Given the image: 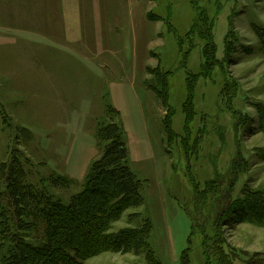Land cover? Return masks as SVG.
<instances>
[{"label": "rangeland", "instance_id": "rangeland-1", "mask_svg": "<svg viewBox=\"0 0 264 264\" xmlns=\"http://www.w3.org/2000/svg\"><path fill=\"white\" fill-rule=\"evenodd\" d=\"M40 2L0 0V182L3 169L19 163L24 190L68 205L101 155L105 143L96 139V130L108 123L104 110L110 106L143 202L127 209L109 233L133 229L139 219L129 217L138 215L150 222L149 251L160 264H181L186 249L189 264H206L214 203L264 192V0H198L210 17L217 14L218 59L212 76L196 84L187 123L185 75L198 73L201 62L194 50L182 69L176 45L195 17L189 0H91L90 21L85 16L90 30L78 39L64 27L75 21H64L66 16L53 13L58 6L50 11ZM74 5L81 16L87 10ZM150 12L162 20L148 21ZM158 60L171 73L166 108L151 92L145 71ZM166 112L170 135L163 132ZM198 193L206 199L196 200ZM28 209L25 220L34 229L21 235L35 246L47 228ZM9 221L0 216V264L9 247ZM221 231L219 247L237 258L233 264L264 255L263 228L230 222ZM147 259L146 252H104L82 264Z\"/></svg>", "mask_w": 264, "mask_h": 264}, {"label": "trees", "instance_id": "trees-1", "mask_svg": "<svg viewBox=\"0 0 264 264\" xmlns=\"http://www.w3.org/2000/svg\"><path fill=\"white\" fill-rule=\"evenodd\" d=\"M189 3L195 17L185 36H176V45L181 55L182 69L186 68L185 61L194 50L198 49L201 62L198 73L185 75L187 96L183 111L186 123L193 111L196 84L199 79H209L212 76L218 59L213 35L217 14L210 17L206 9L198 6V0H189ZM147 18L151 22L162 20L159 15L151 12ZM223 44L226 58V38ZM145 71L151 77L148 84L151 92L162 103V107L166 108L171 73L160 67V60L155 68L146 67ZM111 109L110 106L105 107L104 113L109 116L108 123L102 127L97 126L96 130V139L105 143L101 155L90 165L81 193L73 197L68 205L36 199L32 193L24 190L20 185L23 171L19 163L3 169V183L0 182V216H6L10 220L7 227L9 229H5L9 247L3 264H82L86 259L104 252H146L147 264H160L150 255L149 220L133 215L129 218L139 219L136 227L109 233L111 225L127 209L139 207L143 202L140 182L128 165L129 152L121 128L115 118L109 115ZM115 113L118 114L117 111ZM166 114L167 122L162 123L163 132L170 135L171 117L167 112ZM234 175L237 174L233 172ZM236 182L237 179L231 181L230 189ZM244 193L241 198L230 200L228 195L214 203L212 211L215 216L210 228L212 236L204 243L206 264H233L237 260L219 247L223 243L220 239L221 228L230 222L264 229V192ZM202 194L198 193L196 200L200 196L201 200H205V193ZM28 205L35 209L47 228L45 240L35 246L26 243L21 235L24 231L34 229V224L25 220L29 216ZM210 242L212 244L209 249L207 243ZM187 253L186 249L182 254L181 264H189ZM263 256L257 261L253 259L250 264H264Z\"/></svg>", "mask_w": 264, "mask_h": 264}, {"label": "crops", "instance_id": "crops-1", "mask_svg": "<svg viewBox=\"0 0 264 264\" xmlns=\"http://www.w3.org/2000/svg\"><path fill=\"white\" fill-rule=\"evenodd\" d=\"M40 4L42 5V8L45 7L46 10L48 9L47 6H49V7L51 6L49 8L50 11H51L52 7L58 6V9H54L53 13L59 12L62 19H63V17L66 16V19H64V21H66L67 18L69 20L75 21V26H73V27L70 26L69 24H66L64 26L66 29V32L68 33V36L70 35V32H73L72 33L73 38L75 37L74 39H76V38L78 39V33L82 32V31L89 32L90 22H88V23L85 22V16L90 15V8L89 7H91V0H44V1L41 0ZM74 4H79V5L83 6L84 9L87 8V10L83 11L84 14L82 16L80 15V13L82 11L80 12L78 10V8L76 10L73 8V6H75ZM43 10H42V12H43ZM76 12H78V13H76ZM43 20L47 21V19L46 20L43 19ZM88 20L90 21V16H88ZM36 26L37 25H34V29L36 28ZM42 29H44V27H42ZM42 29H41V31H42Z\"/></svg>", "mask_w": 264, "mask_h": 264}]
</instances>
